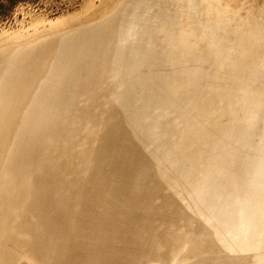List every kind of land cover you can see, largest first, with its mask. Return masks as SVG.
<instances>
[{"label":"rangeland","instance_id":"rangeland-1","mask_svg":"<svg viewBox=\"0 0 264 264\" xmlns=\"http://www.w3.org/2000/svg\"><path fill=\"white\" fill-rule=\"evenodd\" d=\"M135 1L0 0V264L256 263L220 246L169 188L112 97ZM148 1L151 14L177 6ZM218 8L232 29L264 26V0ZM49 72L60 77L50 97Z\"/></svg>","mask_w":264,"mask_h":264},{"label":"bare ground","instance_id":"bare-ground-1","mask_svg":"<svg viewBox=\"0 0 264 264\" xmlns=\"http://www.w3.org/2000/svg\"><path fill=\"white\" fill-rule=\"evenodd\" d=\"M146 1H135L119 29L112 97L158 174L219 245L256 252L264 264V26L230 28L219 0H177L171 15L158 5L151 14ZM59 81L49 72L41 94ZM16 96L24 100L22 84Z\"/></svg>","mask_w":264,"mask_h":264}]
</instances>
